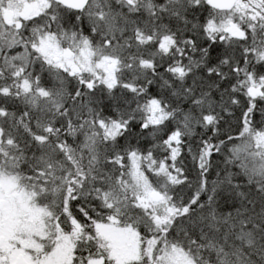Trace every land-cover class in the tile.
<instances>
[{
    "label": "snow or ice",
    "instance_id": "obj_1",
    "mask_svg": "<svg viewBox=\"0 0 264 264\" xmlns=\"http://www.w3.org/2000/svg\"><path fill=\"white\" fill-rule=\"evenodd\" d=\"M0 264H264V0H0Z\"/></svg>",
    "mask_w": 264,
    "mask_h": 264
}]
</instances>
